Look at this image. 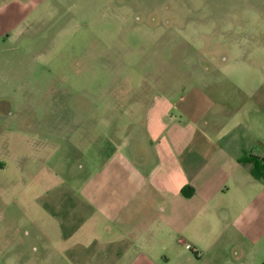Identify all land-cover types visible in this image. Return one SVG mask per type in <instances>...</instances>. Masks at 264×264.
<instances>
[{"label": "crops", "instance_id": "1", "mask_svg": "<svg viewBox=\"0 0 264 264\" xmlns=\"http://www.w3.org/2000/svg\"><path fill=\"white\" fill-rule=\"evenodd\" d=\"M12 4L0 0L8 40ZM251 48L260 56L228 63L227 90L224 76L208 92L135 89L116 120L7 126L4 147L36 131L54 170L0 183V264H264V180L251 173L264 160V42ZM17 194L33 224L6 213Z\"/></svg>", "mask_w": 264, "mask_h": 264}, {"label": "rangeland", "instance_id": "2", "mask_svg": "<svg viewBox=\"0 0 264 264\" xmlns=\"http://www.w3.org/2000/svg\"><path fill=\"white\" fill-rule=\"evenodd\" d=\"M12 3L7 10L18 13L12 23L20 24L10 36L24 33L13 40L0 36V169L7 172L0 183L18 180L22 169L21 179L32 185L36 174L54 170L51 148L39 150L36 131H29L25 148L18 140L4 147L7 126L56 118L79 123L88 115L93 122L116 120L115 111L135 109V89L176 95L197 86L208 92L224 76L217 86L227 90L228 63L259 57L251 44L264 42V0ZM8 108L13 118L6 116ZM8 201L6 213L14 220L23 215L19 194ZM34 213H24L26 224L34 223ZM17 231L26 233L20 225ZM31 263L40 264L36 257Z\"/></svg>", "mask_w": 264, "mask_h": 264}, {"label": "trees", "instance_id": "3", "mask_svg": "<svg viewBox=\"0 0 264 264\" xmlns=\"http://www.w3.org/2000/svg\"><path fill=\"white\" fill-rule=\"evenodd\" d=\"M251 173L255 178H262L264 180V160L261 161V164H257Z\"/></svg>", "mask_w": 264, "mask_h": 264}]
</instances>
